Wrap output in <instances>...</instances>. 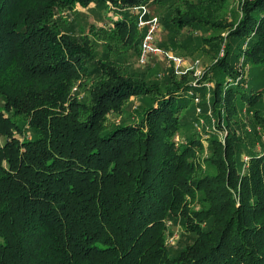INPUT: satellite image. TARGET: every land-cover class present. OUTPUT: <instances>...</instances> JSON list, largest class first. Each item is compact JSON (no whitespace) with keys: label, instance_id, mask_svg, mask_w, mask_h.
I'll list each match as a JSON object with an SVG mask.
<instances>
[{"label":"trees","instance_id":"obj_1","mask_svg":"<svg viewBox=\"0 0 264 264\" xmlns=\"http://www.w3.org/2000/svg\"><path fill=\"white\" fill-rule=\"evenodd\" d=\"M228 1L0 0V264H264V0ZM92 3L120 19L74 34ZM143 5L166 8L157 46L209 58L208 92L109 56L108 35L140 55Z\"/></svg>","mask_w":264,"mask_h":264},{"label":"rangeland","instance_id":"obj_2","mask_svg":"<svg viewBox=\"0 0 264 264\" xmlns=\"http://www.w3.org/2000/svg\"><path fill=\"white\" fill-rule=\"evenodd\" d=\"M237 5H238L237 0L228 1L227 7L225 9V14L227 15L226 16L227 19H230V16L237 14ZM108 7H109L108 9H105L93 3L86 8L77 5L74 11L72 12L64 11L63 15L70 23L69 28L72 30V32L74 34L83 35L88 33V29L90 25H94L97 29H99V27H104L106 29L113 28L114 19L115 20L120 19L119 18L120 13L114 8L110 7V5ZM142 8H145V12L144 10H142ZM134 9H136V11ZM130 10H134V13L137 12V15L134 14V16L136 17L138 22L140 20V17H142V22L145 25L139 29H146L143 38L149 30V24H148L149 21L156 18L159 25V30L156 32V41H157L156 44L159 45V43L166 42L167 36L161 33V22H160L161 17L167 13L165 7H157L155 5H149V6L143 5L140 7H132L130 8ZM138 22H137V26H138ZM89 38L92 39L93 42L92 49L96 50V53H98L97 55L98 58L102 57V54L104 53L105 49L109 50L110 52L109 56H111L113 60H116L115 62L118 65H121L123 67L126 65L129 66L131 73L136 77L139 75H144L142 72L145 71L147 66L141 65L138 62L140 55L138 57L135 55V51L132 46L125 45L122 42H120L119 39H116L115 36L108 35L106 37V42L111 43L110 45L111 47L110 49L107 48L104 49V47L101 46V41H99L94 35L91 36V34L89 33ZM141 46H142V42H141ZM157 48H159L163 53L168 52L173 57L179 58L183 61V65L181 63L174 66L175 68L174 70L177 75L179 74L183 75L188 73L189 71H191L192 66H194L197 62H198L197 65H199L200 69H204L209 65V63H211L207 56L205 55L199 56L195 53L196 51H193L191 49H184L181 47V48H175V50H166L165 48H161L159 46H157ZM155 58L159 63L158 65L159 72L157 74L162 75L163 70L167 68V65L170 67V65L168 64L169 60L166 57L159 55H156ZM193 74L194 72L192 73V75ZM251 76L255 82H259L261 83L262 86H264L261 72L259 71V69L252 68ZM194 78L195 79L191 81L192 86L193 83L199 79L198 76H194ZM193 87H203L206 89V92H208L210 88V84L202 82V84ZM206 100L209 101V96L207 94H206ZM139 104L140 102L137 100V98L134 97L131 98L130 102L124 107V113L121 116L116 114L110 115L109 116L110 118H108V122L125 121L126 123H135L136 121H138L139 118L136 115V111H135V109H137ZM196 113L198 114L197 111ZM190 114L191 115L193 114V109L192 111H190ZM207 114L212 115L210 110L207 112ZM200 124H202V122H200ZM199 128L200 126H198V130ZM3 143L4 140L0 139V145ZM178 231L180 232V228H177L174 231L173 235H169L168 237L169 242H172L173 239L176 237V235H178Z\"/></svg>","mask_w":264,"mask_h":264},{"label":"built area","instance_id":"obj_3","mask_svg":"<svg viewBox=\"0 0 264 264\" xmlns=\"http://www.w3.org/2000/svg\"><path fill=\"white\" fill-rule=\"evenodd\" d=\"M136 11V9H134ZM134 10H130L131 13L134 15H137V12L134 13ZM142 10H144L145 12V8H142ZM143 12V11H142ZM149 30L148 32L145 34L144 38H143V41H142V46H141V53H140V57H139V63L141 65H144L146 66L145 64H147L149 58L151 56H156V55H159V56H164L166 57L169 62L168 64L169 65H173V66H176L178 64H181L183 65V61L179 58H176V57H173L170 53L168 52H162L159 48H157V44H156V32L159 30V25H158V22H157V19L154 18L152 19L151 21H149ZM145 24L142 22V17H140V20L138 22V28H142ZM198 62L192 66L191 70L194 71V76H198L200 77L201 74H202V69H200L199 65H197ZM197 85H200L197 83V80L193 83V86H197ZM195 102L197 103L198 102V99L195 100ZM197 111H199V109H197Z\"/></svg>","mask_w":264,"mask_h":264}]
</instances>
